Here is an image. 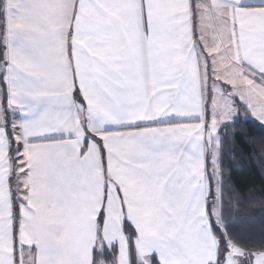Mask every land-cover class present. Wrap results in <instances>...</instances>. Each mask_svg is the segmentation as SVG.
I'll return each instance as SVG.
<instances>
[{"label":"snow or ice","instance_id":"obj_1","mask_svg":"<svg viewBox=\"0 0 264 264\" xmlns=\"http://www.w3.org/2000/svg\"><path fill=\"white\" fill-rule=\"evenodd\" d=\"M243 122L264 0H0V264H264Z\"/></svg>","mask_w":264,"mask_h":264},{"label":"trees","instance_id":"obj_2","mask_svg":"<svg viewBox=\"0 0 264 264\" xmlns=\"http://www.w3.org/2000/svg\"><path fill=\"white\" fill-rule=\"evenodd\" d=\"M261 138H264V131L260 127L243 122L237 126L235 138L228 140L222 161L226 179H231L244 201L236 209L249 221L242 226L244 232L253 236L264 227V145Z\"/></svg>","mask_w":264,"mask_h":264}]
</instances>
